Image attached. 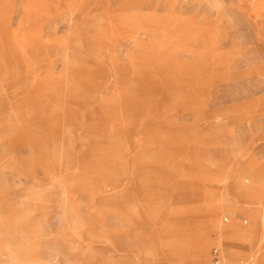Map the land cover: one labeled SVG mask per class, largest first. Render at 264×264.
Masks as SVG:
<instances>
[{
  "label": "rangeland",
  "instance_id": "1",
  "mask_svg": "<svg viewBox=\"0 0 264 264\" xmlns=\"http://www.w3.org/2000/svg\"><path fill=\"white\" fill-rule=\"evenodd\" d=\"M216 246L264 264V0H0V264Z\"/></svg>",
  "mask_w": 264,
  "mask_h": 264
},
{
  "label": "built area",
  "instance_id": "2",
  "mask_svg": "<svg viewBox=\"0 0 264 264\" xmlns=\"http://www.w3.org/2000/svg\"><path fill=\"white\" fill-rule=\"evenodd\" d=\"M206 264H224L221 256V248L219 246H216L211 251L210 259ZM239 264H249V263H239Z\"/></svg>",
  "mask_w": 264,
  "mask_h": 264
},
{
  "label": "bare ground",
  "instance_id": "3",
  "mask_svg": "<svg viewBox=\"0 0 264 264\" xmlns=\"http://www.w3.org/2000/svg\"><path fill=\"white\" fill-rule=\"evenodd\" d=\"M204 248H205V246H202V248L199 249V255H200V258H201V259H202V257H203Z\"/></svg>",
  "mask_w": 264,
  "mask_h": 264
}]
</instances>
